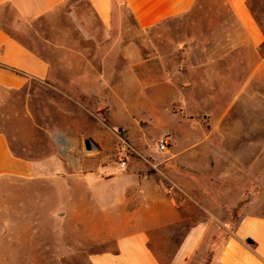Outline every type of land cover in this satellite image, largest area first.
<instances>
[{"label": "rangeland", "instance_id": "rangeland-1", "mask_svg": "<svg viewBox=\"0 0 264 264\" xmlns=\"http://www.w3.org/2000/svg\"><path fill=\"white\" fill-rule=\"evenodd\" d=\"M251 9L264 31V0H252ZM124 31L131 39L130 72L125 61L122 74L120 65L116 63L113 71L114 64L109 62L105 82H112L113 92L90 86L112 108L83 94L81 107L70 111L76 122L81 120L75 129L106 133V139L97 141L90 153L104 155L102 169L96 168L95 177H82L79 173L84 169L69 167L60 196L52 189L45 193L41 184L28 187L25 180H0V264H91L92 253L112 248L105 236L110 226L123 231L124 209L136 203L139 182L148 184L151 192L159 188L181 201L184 224L209 225L197 250L199 264L208 263L209 252L227 238L242 214L264 215V100L248 99L260 73L257 78L252 76L248 66L237 70L238 75L226 70L222 75L213 71L215 75L199 76L190 73L193 69L179 67L169 41L163 46L159 32L139 31L132 24ZM138 38L146 41L144 53L135 44ZM145 57L148 61L141 70L145 74L139 75L138 64ZM52 105L58 107L57 96ZM20 109V104L8 109L18 112L23 121L18 140H11L18 151L32 135ZM69 118L57 116L62 122ZM42 134L35 132L34 136L39 139ZM84 136L72 139L76 146H83ZM59 137L69 147L70 136L51 132L55 146L65 151L67 146L63 147ZM161 139L169 143L164 153L156 147ZM223 148L229 149L224 161L231 166L235 160L239 165L235 173H224V166L218 168L217 152ZM175 149L185 156L171 157ZM121 160L124 167H120ZM104 177L112 182V191L105 195L100 187ZM154 238L163 241L160 234ZM169 249L164 243L156 250L163 263H167Z\"/></svg>", "mask_w": 264, "mask_h": 264}, {"label": "crops", "instance_id": "crops-1", "mask_svg": "<svg viewBox=\"0 0 264 264\" xmlns=\"http://www.w3.org/2000/svg\"><path fill=\"white\" fill-rule=\"evenodd\" d=\"M251 1L0 0V180H25L28 187L41 184L45 193L52 189L55 196H60L69 167L84 169L79 173L82 177H95L96 168L102 169L100 159L104 155H92L72 139L85 134L82 143L90 138L97 146V141L106 139V133L86 134L75 129L81 120L76 122L70 111L81 107L83 94L100 101L102 107L112 108L90 86L113 92L112 82H105L109 62L114 64L113 71L116 63L120 65L122 74L125 61L130 72L131 39L124 31L129 24L139 31L159 32L161 44L169 41L179 67L193 69L190 73L209 76L215 75L213 71L222 75L234 70L238 75L237 70L251 67L252 76L257 78L260 73V78L253 84L254 96L248 99L264 100V31L253 14ZM145 42L140 38L135 42L141 46L140 53H144ZM141 60L138 72L144 75L145 70H141L148 60ZM54 96L57 108L52 105ZM17 104L32 132L19 151L12 147L11 140H18L23 121L17 117L18 112L8 110ZM57 116L70 118L62 122ZM53 130L70 136L71 145L65 151L53 143ZM35 132H42V138H35ZM227 150L217 152L221 163L218 168L224 166V173H235L239 167L236 161L230 166L223 159ZM183 156L184 151L175 149L171 153L173 158ZM104 178L100 187L105 195L112 191V182ZM145 185L139 182L136 203L124 209L123 231L116 232L110 226L109 235H105L112 241V248L92 253L91 264H199L195 260L197 250L209 225L184 224L183 203L159 188L151 192ZM97 201L100 204L101 199ZM158 232L163 237L160 243L154 238ZM161 243L170 247L167 263L156 253ZM209 256L207 264H264V215L242 214Z\"/></svg>", "mask_w": 264, "mask_h": 264}, {"label": "built area", "instance_id": "built-area-1", "mask_svg": "<svg viewBox=\"0 0 264 264\" xmlns=\"http://www.w3.org/2000/svg\"><path fill=\"white\" fill-rule=\"evenodd\" d=\"M168 141L165 139H161L158 143H157V150L161 153H164L166 151H168ZM125 166V161L121 160L120 161V167H124Z\"/></svg>", "mask_w": 264, "mask_h": 264}, {"label": "water", "instance_id": "water-1", "mask_svg": "<svg viewBox=\"0 0 264 264\" xmlns=\"http://www.w3.org/2000/svg\"><path fill=\"white\" fill-rule=\"evenodd\" d=\"M92 146H95V143L90 138H85L83 140V147L85 150H91Z\"/></svg>", "mask_w": 264, "mask_h": 264}, {"label": "bare ground", "instance_id": "bare-ground-1", "mask_svg": "<svg viewBox=\"0 0 264 264\" xmlns=\"http://www.w3.org/2000/svg\"><path fill=\"white\" fill-rule=\"evenodd\" d=\"M58 141L63 145V147L65 148L66 147V142L64 141V139L62 137H59L58 138ZM59 144V143H58ZM61 146V145H60ZM68 147V146H67ZM66 147V148H67Z\"/></svg>", "mask_w": 264, "mask_h": 264}, {"label": "trees", "instance_id": "trees-1", "mask_svg": "<svg viewBox=\"0 0 264 264\" xmlns=\"http://www.w3.org/2000/svg\"><path fill=\"white\" fill-rule=\"evenodd\" d=\"M249 242H251V241L249 240Z\"/></svg>", "mask_w": 264, "mask_h": 264}]
</instances>
